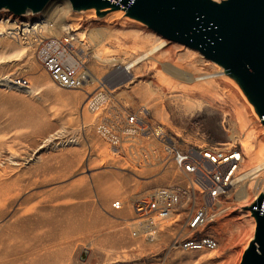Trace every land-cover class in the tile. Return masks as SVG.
<instances>
[{
	"label": "rangeland",
	"instance_id": "obj_1",
	"mask_svg": "<svg viewBox=\"0 0 264 264\" xmlns=\"http://www.w3.org/2000/svg\"><path fill=\"white\" fill-rule=\"evenodd\" d=\"M67 8L65 0H54L50 22L58 34ZM6 15L2 12L0 20ZM86 19L84 14L80 22L68 23L86 43L89 76L93 74L96 81L105 77L112 104L131 106L149 122L154 134L140 136L141 145L126 144L116 153L97 131L110 105L96 113L84 108L89 95L99 90L98 82L81 89L60 88L32 46L0 39V57L13 50L26 52L17 62L0 64V264H241L237 260L244 233L233 216L250 205L257 192L250 189L245 204L238 200L237 189L243 181L221 200L225 212L217 221L220 247L216 250L174 245L182 215L157 221L156 239L152 240L151 229L132 210L138 196L188 185L172 158H167L161 135L181 148L220 147L234 141L226 127L230 128L234 118V104L240 106V102L236 98L233 104L224 88L218 91L224 94L222 99L217 91L195 93L189 82L178 78L164 82L158 76L164 65L155 67L149 59L139 63L141 51L135 39L122 33L95 46L90 38L94 24ZM126 21L119 23L130 26ZM144 29L152 32L147 26ZM169 41L171 59L175 57L190 69L214 70L199 58H182L185 46ZM131 63L136 66L127 72ZM21 78L30 89L12 82L1 85L7 79ZM225 117L227 122H223ZM243 164L239 174L246 169ZM116 200L123 202V208L113 207Z\"/></svg>",
	"mask_w": 264,
	"mask_h": 264
},
{
	"label": "built area",
	"instance_id": "obj_2",
	"mask_svg": "<svg viewBox=\"0 0 264 264\" xmlns=\"http://www.w3.org/2000/svg\"><path fill=\"white\" fill-rule=\"evenodd\" d=\"M1 21H13L17 25L16 28L8 29L6 35L15 41L31 43L41 63L59 86H84L90 77V70L85 62V41L78 36V32L57 27V31L62 32L60 35L48 33L45 31L47 29L40 26L45 18L32 13L24 16L6 15ZM48 27H53V22ZM96 82L100 86L99 90L90 94L85 103V107L93 112L100 110L111 97L106 91L110 82L105 77L98 78ZM151 130L149 122L123 102L112 104L97 123L98 133L118 154L126 144L141 145L142 142L138 141L140 136L147 137ZM161 136L167 158H172L189 176L191 187L154 189L149 194L135 198L133 210L138 219L153 228L159 220L182 215L184 218L178 222L180 227L173 237L174 245L195 251L216 250L220 247L217 221L225 212V209L220 212L218 204L236 184L244 154L243 145L236 139L220 147L194 145L181 148L175 142L170 143L164 135ZM122 205L120 200L113 203L116 209ZM261 217H264L263 212ZM153 231L156 232L155 229L150 230Z\"/></svg>",
	"mask_w": 264,
	"mask_h": 264
},
{
	"label": "water",
	"instance_id": "obj_3",
	"mask_svg": "<svg viewBox=\"0 0 264 264\" xmlns=\"http://www.w3.org/2000/svg\"><path fill=\"white\" fill-rule=\"evenodd\" d=\"M51 0H0L17 16L40 13ZM72 9L98 16L125 15L171 41L198 50L222 66L242 88L264 124V0H68ZM108 9V10H105ZM264 192L249 208L257 227L241 264H264Z\"/></svg>",
	"mask_w": 264,
	"mask_h": 264
},
{
	"label": "bare ground",
	"instance_id": "obj_4",
	"mask_svg": "<svg viewBox=\"0 0 264 264\" xmlns=\"http://www.w3.org/2000/svg\"><path fill=\"white\" fill-rule=\"evenodd\" d=\"M65 4L68 7L67 8L68 13L66 14V19H65L66 24L64 23V25H66V26L64 27V25L61 24V29L62 28L63 29H70V30L77 32V28L75 29V28L71 27L72 23H73V21L80 22L82 20V18H84V14H85L87 17L86 20H88L87 23L94 24V26L92 28H90V38H91V36L93 37V40L95 42V43L93 42V44H95V46H100L102 44L103 40H105L107 37L114 36V35L120 36L122 33L128 37L135 39V42L137 45L136 47H138V50L141 51V56L138 59L139 63L143 59H149L150 61L155 62V67L158 66V63H162L164 65V68H165L164 72H162V71L158 72V76L163 81L169 80L170 78H178V79L184 80L185 82H189V84H191L190 88L192 89V91H194L195 93L197 92V93H201V94H204V93L210 94L214 91L218 92V91H220L219 90L220 88H224L225 93L226 92L230 93V96L228 97V99L232 100L233 104L236 103V98H237L241 105L240 106L237 104H234V106L231 105L234 107V115H233L234 118L229 121L231 124L230 128L226 127V129H227V131H230L229 137L232 138V140L235 141L236 139H239L241 141V143L243 145V152H244V154L242 155L243 159L241 161V168L244 166L243 163H245L246 169L244 168L245 170H243V172H241V174L236 172L237 176H236L235 181L236 180L237 181H236L235 185H237L238 182H242V181L243 182L240 185V187L237 189V194L236 193L235 194L237 195L236 196L237 199L238 200L242 199L244 201V204H245L246 203V201H245L246 197L248 195L251 196L250 194H248V193H250L249 192L250 189L255 188L257 190V192L255 190V192H256L255 196H254L255 200L259 197V195L262 192H264V124L262 122V119L260 118V116L256 112L254 105L249 101L248 97L246 96V94L244 93V91L242 90L240 85L233 78H231L230 76H228L225 73V70L222 66H220L219 64H217L214 61L206 59L198 50L190 48V47H188L182 43L175 42V41H173V42L178 43L180 46L181 45L185 46L184 47L185 51L182 52V58L183 57H185V58L190 57L193 59L199 58V60L201 62H204L207 65L211 66L214 70L212 72H208L207 70L202 71V70H198V69H194V68L190 69V68L186 67L185 64H182L180 61L176 60L175 57L173 59H171L170 57H168L169 52L171 51V48H170L171 46H168L169 42H170L169 39H166L162 35L155 32L154 30H152V32L149 30H145L144 27L146 25L143 22L126 16L125 11L123 9L110 11L105 16H98L97 12L94 8L77 11V10L72 9L68 0H65ZM53 5H54V0H51L49 2V4L46 6V8L43 11H41L40 13L33 14L30 11H28V13H29V15H31V13H32V15H34L36 17H38V16L44 17L45 22L42 23V25L40 24V26L44 29H47L45 31L48 33L58 34L55 32L56 30H55V23L54 22H53V27H48V25H50L49 24L50 21L54 20L53 14H54L55 10H52ZM65 10H64V13H65ZM105 10H108V9H105ZM4 11H6V14L8 16H10V15L16 16L13 12L8 11L6 9L0 10V14ZM64 13H63V15H64ZM71 15H75V16H79V17H73ZM121 19L123 21H126L129 19L126 22H128L127 24H130V26L124 25L123 22H122V24L119 23V20H121ZM68 21L69 22L72 21V23H68ZM11 27L16 28L17 25L13 21L11 23L10 22L8 23V22L0 20V39L13 40L11 37L6 35L9 32L8 29H10ZM61 33L62 32H60V34ZM60 34H58V35H60ZM77 34L81 38V36L79 35L80 33H77ZM117 38H119V37H117ZM81 39L84 41L83 38H81ZM13 41H15V40H13ZM92 41H90V42H92ZM15 42L22 43V44H28V45L32 46L31 43H27V42H23V41H17L16 40ZM84 44H86V43H84ZM131 44H133V43H131ZM32 48L35 51L36 58L41 63L40 59L38 58L35 47L32 46ZM95 48H97V47H95ZM25 53L26 52L24 50H13L10 53L6 54V56L0 57V64L17 62V61L22 59V57L25 55ZM84 55L87 56L88 53L85 51ZM99 55H101V53H99ZM99 55H97V58L99 57ZM172 56H173V53H172ZM86 60H87V57L85 58V62H86ZM41 65L44 67V65L42 63H41ZM134 66H136L135 63H131L130 65L128 64L127 72H130L128 70ZM44 69L47 71V73L49 74L52 81L57 86H59L53 80V78L51 77L48 70L45 67H44ZM157 69H159V67ZM95 81H96V77L93 74H90V77L88 78V80L86 81L84 86L78 87V88H64V89L85 88L89 84H91L92 82H95ZM11 82L14 84H18L20 87L30 89V85H29L28 81L26 79H23V78H21V80H19V79H17V80L7 79V81H4V83H2L1 85H8ZM59 87L63 88L61 86H59ZM217 92H216V94H217ZM213 94H215V93H213ZM219 94L222 95V97H221L222 99H225V96H223L224 94H221V93H219ZM226 102H228V100ZM105 105H107V106L112 105L111 97H109L107 99V101L105 102ZM84 108H86V107H84ZM87 110L89 112H92V113L97 112V111H94V112L90 111L88 108H87ZM225 116L228 117V115H225ZM141 117H143V116H141ZM225 121L227 122V118L223 122H225ZM256 128H258L257 131H259V134H261L262 139L258 138V135L254 132V129H256ZM151 131L152 132L147 137L154 134L153 128ZM161 138H162V136H161ZM172 161L175 162L173 159H172ZM177 168L179 169L181 174L187 179L188 185H187V187L172 186V187H168V188H173V187L190 188L191 183H190L189 176H187L182 171V169L179 168L178 166H177ZM248 180H250L249 181L250 184H249V187H246L245 183ZM115 188H116V186H115ZM168 188H163V189H168ZM163 189H158V190H163ZM117 190H119V188ZM7 195H9V194H7ZM249 196H248V198H250ZM248 198L246 200H248ZM242 203L240 202V204H242ZM247 203H249V202H247ZM122 204H123V202H122ZM250 205L244 206L243 209H238L235 205L236 210L238 209V211L233 216V221L236 222V225L240 228L241 234L244 233L243 234L244 237L241 239V240H243L242 241L243 245H242V248L240 250V254L238 252V254H239V257L237 260L238 262H239V260L242 261V257L244 255V252L249 247L250 242L254 239L255 232H256L257 222L255 219V216L253 215L252 211L249 208L245 209V207H248ZM218 207L221 210L220 212H222L223 207L221 208V202L218 204ZM121 208H123V205ZM132 210H133V207H132ZM133 212H134V210H133ZM262 212L264 213V207H262V209H261L260 218H261ZM177 216H179V215H176L174 218H176ZM183 218L181 219V221L183 220ZM140 221H143V220H140ZM181 221H179V222H181ZM147 226H148V224H147ZM156 226H158V224ZM149 228L151 230H154L153 227H149ZM156 233L157 232H154V231L149 233V236H154V239H152V240L156 239V237H155ZM241 237H242V235H241Z\"/></svg>",
	"mask_w": 264,
	"mask_h": 264
}]
</instances>
